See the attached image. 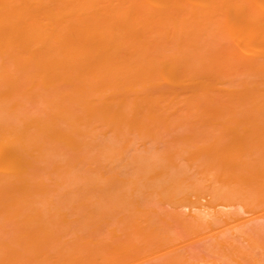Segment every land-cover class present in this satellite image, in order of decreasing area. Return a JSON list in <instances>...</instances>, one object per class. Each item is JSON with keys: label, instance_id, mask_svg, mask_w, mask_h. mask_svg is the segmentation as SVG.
<instances>
[{"label": "bare ground", "instance_id": "1", "mask_svg": "<svg viewBox=\"0 0 264 264\" xmlns=\"http://www.w3.org/2000/svg\"><path fill=\"white\" fill-rule=\"evenodd\" d=\"M260 150L264 151V0H0V228L11 215L32 217L51 211H146L150 224L154 212L170 211L166 217L171 214L170 219L183 222L180 226L185 225V233L190 231L184 224L188 219L194 225L207 224L205 230L222 226L218 225L221 221L238 222L241 211L228 209L243 199L231 197H242L231 194L232 185L235 193L236 188L241 189L236 185L240 177L237 167L264 166V155L257 154ZM188 163L205 165L202 175L208 165L223 167V171L228 165L226 172L231 169V175L236 166L237 181L231 180L235 183H230L231 189L227 184L220 188L224 184L217 186L214 180L209 187L206 179L211 177L205 176L209 172L215 175L218 169L207 171L202 179L209 188L205 191L203 181L205 192L201 193L197 186L202 180L200 177L198 183L196 177L197 189L190 192L194 197L200 193L193 197L196 201L191 198L194 205L188 201V183L192 182L188 181ZM252 171L247 172L249 177L241 174L239 183L248 178L243 185L251 187ZM226 172H220L218 180H226ZM145 178L149 186L155 180L149 189L138 186L137 179ZM137 192L148 196L145 199L151 195L150 204L170 206L147 205L148 200ZM202 194L207 198L205 203L201 198V203L212 204L209 211L200 205ZM245 203L243 209L251 211L252 203L249 207ZM165 206L168 209L163 210ZM186 207L190 212L183 210ZM166 217L161 219L164 224L170 222ZM248 219L237 223L236 235L226 231L232 225L225 230L220 227L211 234L212 239L196 247L210 253L209 260L202 259L204 264H225L226 258L227 264H234V259L242 264L245 261L233 257H254L249 249L257 236L264 237V225ZM169 228L163 232L151 229L158 232V237L152 234L161 246L177 240ZM2 238L0 246H11L6 244L10 239L5 242ZM244 238L253 239V245L249 241L244 245ZM257 247L251 249L262 256L257 255L255 263V253L248 262L264 264V245ZM188 252H172L165 263L198 264L188 259ZM3 258L0 262L8 263L10 258Z\"/></svg>", "mask_w": 264, "mask_h": 264}, {"label": "rangeland", "instance_id": "2", "mask_svg": "<svg viewBox=\"0 0 264 264\" xmlns=\"http://www.w3.org/2000/svg\"><path fill=\"white\" fill-rule=\"evenodd\" d=\"M259 152H261V153H259ZM257 154H262L261 156H263L264 155V151H262V150H260V151H258V153ZM194 163H191V164H189L188 163V175L189 174H191L190 175V177L188 176V181H191L192 180V182H194L195 180L196 181H198V183L199 182H201V180H202V183L200 184L199 183V185H198V183H196V182H194V183H192V182H190V183H192V184H194V186H192L190 183H188V185H190L191 186V188L190 189H188V191H189V193H190V200H188L189 202L191 201V198L192 199H196V196H198L199 195V193H196V194H198V195H196L195 197L193 196V194L190 192L191 190H192V188L193 189H197L196 187H195V184L196 185H198L197 187H200V191H201V193H203V192H205L207 189V185L209 184V187H211V184H213L212 182H213V180H214V184L215 185H217V186H220L221 185V183H223L224 185H221L220 186V188L222 187V186H225L226 184V186H230L231 187V185L232 184H235V183H231V180H232V182H235V181H237V178H236V176H235V173H237L238 174V172H236V166H233V171L235 172L234 174L232 173V175L235 177V179H234V177L232 178V175L231 174H229L230 172H232L231 171V169H229L230 171H229V173H227L228 172V165H224L225 167H224V169L225 168H227L225 171H223V165H220V168L222 169V170H220V169H218L219 167H217L216 166V168H215V166L214 165H208V166H206V170H204L203 171V175H207V174H209V175H207V176H205V177H207V178H210L209 180L208 179H206L205 177L203 178V175H202V172L200 173V171H202L203 170V166H205V165H203L202 166V164H198V166H197V164L195 163V167H193L194 165H193ZM219 166V165H218ZM248 166V165H247ZM261 166V167H260ZM263 165H249L248 167H243V166H238L237 167V171H238V168H240L239 169V172H240V174H238L240 177H238V180H239V182H240V180H242V178H241V174H242V172H243V168H244V170H245V168H246V170L245 171H252V170H254V168H255V170L254 171H252V175L250 174V179H252V183L251 182H248V184L249 185H251V187L250 186H248V185H243V184H247L245 181H247L248 180V178H247V180L245 179V180H243V181H241L242 182V184L241 183H239L238 182V184H241V185H243L244 186V188L242 187V186H240V185H238V184H236L238 187H241V189H237L236 188V191L238 190V193L236 192L235 193V189L233 188V187H235V185L233 186L232 185V192H231V194L233 195V194H237V196H240V195H242V197H237L236 198V195L235 196H231L234 200H239L240 198H243L242 200L244 201V203L246 202V203H248L246 206H248L249 207V204L250 203H252L251 205H252V207H251V205H250V207L253 209H255L254 211L251 209V211H252V213H251V211H249V210H247V209H243V205H244V203H243V201L242 200H239L240 202L237 204V202H234V203H236V204H232L233 205V207H231L230 205H228V206H230L228 209H237V211H243L242 212V214H241V212L239 213V218L240 219H238V222L240 221V222H245L244 221V219L245 218H247L248 219V217H249V214H250V216H257L258 214V217L259 216H262V214H263V216H264V213H262V212H264V198L263 197H261L262 195H264V187H262V186H264V166L262 167ZM192 167V168H191ZM198 169H197V168ZM201 167V168H200ZM209 167V168H208ZM230 168L232 167V166H229ZM243 167V168H242ZM126 168V167H125ZM124 168V169H125ZM251 168V169H250ZM260 168H262V170H260ZM194 169V170H193ZM196 169V170H195ZM200 169V170H199ZM205 169V168H204ZM216 169H218L217 170V173H215V175L212 173H210L209 171H211V172H216ZM192 170V171H191ZM220 170V172H224V173H222V175L224 174L225 175V172L227 173V174H229V175H231V177L230 176H227V174H226V176L224 177V176H222V178L224 177V178H227L226 180H218L219 179V177H220V174L218 173V171ZM242 170V171H241ZM258 170L260 171V172H262L263 173V175L260 173H258ZM191 171V172H190ZM206 171V172H205ZM207 171L209 172V173H207ZM244 171V175L245 176H247V177H249L248 175V173H250V172H245ZM198 173H200V175H202V176H200ZM207 173V174H206ZM216 174H219V176L218 175H216ZM243 174H242V176H243ZM253 174H254V176H253ZM256 174H258V175H260V176H256ZM212 175V176H211ZM209 176V177H208ZM213 176H214V178H213ZM245 176H243V177H245ZM252 176V177H251ZM262 176V177H261ZM197 177V178H196ZM201 177V178H200ZM215 177H217V178H215ZM228 177H229V179H228ZM196 178V179H195ZM199 178L201 179V180H199ZM206 179V181H208V184H207V182L205 181V180H203V179ZM231 178V179H230ZM241 178V179H240ZM254 178H256L255 180L256 181H254ZM140 179V178H139ZM154 178H152V180H153ZM195 179V180H194ZM198 179V180H197ZM215 179H217V181L215 182ZM260 179V180H259ZM143 180L144 179H142V180H140V181H142L143 182ZM145 180H146V178H145ZM144 180V181H145ZM152 180H150V182H152L151 184H150V186H149V179L147 178V180L144 182V183H140V181L138 182V179H137V183H139L138 184V186L139 185H142V186H140V188H143V189H145L146 187L148 188H150V187H152L151 185L152 184H154V181H152ZM210 180H212L211 181V183H209V181ZM229 182H228V181ZM203 181H204V187H205V185H206V187H205V191H204V187H203V189H202V184H203ZM227 183H226V182ZM259 181V182H258ZM146 182H148V184L146 183ZM218 182V184H216ZM245 182V183H244ZM263 182V183H262ZM136 183V184H137ZM206 183V184H205ZM220 183V184H219ZM230 183H231V185H230ZM257 183H259V184H257ZM148 185V186H146V185ZM254 184V185H253ZM143 185H144V187H143ZM262 185V186H261ZM236 186V187H237ZM246 186H247V188H246ZM260 186V187H259ZM195 187V188H194ZM208 187V188H209ZM213 187V186H212ZM229 187V188H230ZM255 187V188H254ZM148 188V189H149ZM189 188V187H188ZM217 188V190H218V187H216ZM215 188V189H216ZM228 188V189H229ZM251 188V189H250ZM253 188H254V190H253ZM212 189H214V188H212ZM226 189V188H225ZM231 189V188H230ZM243 189H245L246 190V192L244 191L243 192ZM249 189H250V191H249ZM258 189V190H257ZM222 190V189H221ZM227 190V189H226ZM249 192H248V191ZM194 191H196V190H194ZM228 191H230V190H228ZM241 191V192H240ZM193 192V191H192ZM252 192V193H251ZM255 192V193H254ZM260 192H263V193H260ZM139 192H137V195H139L138 194ZM209 193V192H208ZM208 193H205L204 195H207ZM252 195H254V196H252ZM194 194H195V192H194ZM239 194V195H238ZM244 194V195H243ZM259 194V195H258ZM141 193H140V195H139V197H141ZM144 195V194H143ZM209 196H210V194H208ZM208 196V197H209ZM244 196L246 197V199H248V200H252L251 202L249 201V202H247L248 200H246L245 198H244ZM250 196V197H249ZM256 196H258L257 198H256ZM146 198V197H148V196H143V197H141V199L142 198ZM150 197H151V195H150ZM149 197V199H145L144 198V200H145V202H146V200H148L146 203H147V205H149L150 203V200H151V198ZM194 197V198H193ZM199 197V196H198ZM203 199V202H204V198H207V197H203V194H202V196L200 197V198H198L199 199V201H200V203H201V201H202V199ZM252 198V199H251ZM256 198V199H255ZM260 198V199H259ZM156 199V198H155ZM155 199H154V197H153V200H154V202H156L155 201ZM194 199V200H195ZM201 199V200H200ZM211 199V198H210ZM209 199V200H210ZM233 199H230V201L231 200H233ZM246 201H245V200ZM253 199H255L254 201H253ZM208 200V201H209ZM152 201V200H151ZM196 201V200H195ZM194 201V202H195ZM144 201H143V203L144 204H146ZM211 202V201H210ZM210 202H209V204H210ZM213 202V201H212ZM232 202V203H233ZM243 203V205H242V210L241 209H239V208H241V205H240V203ZM149 203V204H148ZM153 203V202H152ZM151 203V204H152ZM158 203V202H157ZM157 203H155V204H152V206H155V207H157L158 208V206H164V205H167V204H165V202H163L162 204H157ZM161 203V202H160ZM190 203H192V204H194L195 205V203H193V201H191ZM198 203V202H197ZM205 203V202H204ZM204 203H201L200 205H202L203 204V206L202 207H204L203 209H204V211H206V209H208V211H209V208L211 207V205H210V207L207 205L208 204V202H207V206H204ZM245 203V204H246ZM254 203V204H253ZM150 204V205H151ZM191 204V205H192ZM199 204V203H198ZM238 205L240 206V207H238ZM259 205H260V208H259V210H258V207H259ZM263 205V206H262ZM168 206H170L169 204H168ZM189 206V205H188ZM219 206V205H218ZM224 205H222V208H224L223 207ZM227 206V207H228ZM245 206V205H244ZM253 206H255V207H253ZM166 207V206H165ZM190 207H192V206H190ZM194 207H198V206H193V209H196V208H194ZM217 207V206H216ZM220 208H221V206H219ZM247 207V208H248ZM263 207V208H262ZM164 208V207H163ZM218 208V207H217ZM245 208V207H244ZM262 208V209H261ZM166 209H168V207H166L165 209H163V210H166ZM170 209V208H169ZM186 209H188L187 207L186 208H184L183 210L185 211ZM211 209H212V207H211ZM210 209V210H211ZM227 208H226V210H228ZM191 211H192V209H190ZM197 210V212L198 211H201L200 210V208L198 207V209H196ZM195 210V211H196ZM245 210L247 211L246 213L247 214H245L244 212H245ZM188 211H189V209H188ZM248 211H249V214H248ZM258 211V212H257ZM260 211V212H259ZM52 212H53V215H52ZM57 211H51V214H50V212H41V213H39L38 215L36 214V215H32V217H31V215L30 214H24V215H20V216H18V214H14L15 216H13V215H11L13 218H11V216H9V218L8 219H10L9 221H5V223H6V225H4L5 223H3L1 226V228H0V232L2 231V230H4V231H2L1 232V234H2V236H0V238H2L3 236L5 237V239H4V237L2 238V239H4V241L6 242L8 239H10V240H8L7 242H6V244L8 243V244H10L11 246H9L8 244V246H6L5 244H1L2 246H0V258H3L4 260H8V258H10L9 259V261H8V263L9 264H160V263H162V264H166L165 262H167V260L166 259H168L169 258V255H171L172 254V252L174 253V252H182V250H184L185 249V252L187 253L188 251V256H190L188 259L190 260V261H192V263L195 261V263H200V264H204L205 263V261H203L202 259H206V260H209V257H207V256H209V252L207 253V252H205V251H201V249L198 251V249L197 248H200L202 245H203V243H205L206 242V240L208 241V240H210V238L212 239V235L213 234H215L214 233V231L215 230H217L218 228H220L221 227V229H224V227H229L230 228V225H232V227H233V229L231 228V229H226V231H227V233L229 232V234H230V232H231V234H232V232H234L235 230H238L237 228H239V226H237V225H239V224H237L238 222H236L237 221V219H235V221H234V223H229L228 221L227 222H223V221H221L218 225H222V226H216V224L214 225V226H216V228L214 229L212 226V229H210L211 227H209V225L207 226V227H209V229L213 232H211L209 229H206L207 230V232H206V230L203 228V227H206V225L207 224H205V223H203V222H197V224H191V223H189V220L190 219H188V222H185L184 224H187L186 226H188V228L186 227L185 229H189L190 231L188 232L187 231V233H185L184 232V227H185V225L183 226V228L180 226V224H182L183 222H177L176 220L175 221H173L174 220V218L172 217V219H170L171 217V214L169 215V217H166L167 215H168V213H170V211L168 212H166V211H159V214H158V212L156 211V212H154V213H157L156 215L154 214V221H152V225L153 226H155V225H157L156 226V228L155 227H153V226H150L151 224L150 223H148L147 221H149L148 220V218L150 219V216H149V213H147L146 211H66V213L64 212V211H62V212H58V213H56ZM75 212V213H74ZM77 212V213H76ZM104 212V213H103ZM135 212V213H134ZM141 212H143V213H141ZM150 212V211H149ZM165 212V213H164ZM183 212V211H182ZM190 212V211H189ZM62 213V214H61ZM64 213V214H63ZM110 213V214H109ZM123 213V214H122ZM146 213V214H145ZM151 213H153V211L151 212ZM171 213H172V211H171ZM185 213H187V212H185ZM198 213H200V212H198ZM260 213H262V214H260ZM42 214V215H41ZM57 214H58V216H57ZM86 214V215H85ZM148 214V215H147ZM162 216H161V215ZM163 214H165V217L168 219H170V222L167 224V222L164 224V222L162 221L163 219H165V217H163L164 215ZM172 214H174V213H172ZM193 214V212L191 213V214H189L188 216L190 217V215H192ZM49 217H48V216ZM51 215V216H50ZM61 215H63V216H61ZM67 215V216H66ZM105 215H107V216H105ZM123 215V216H122ZM139 217H138V216ZM140 215H141V217H140ZM243 215H245L244 217H243ZM16 216H17V218H16ZM24 216H26V217H24ZM36 218H35V217ZM39 216V217H38ZM66 216V217H65ZM85 216V217H84ZM144 216V217H143ZM147 216V218H145ZM152 217H153V215H151ZM262 216V217H263ZM41 217V218H40ZM52 217V218H51ZM57 217H58V219H57ZM80 217H81V219H80ZM82 217H84V218H82ZM107 217V218H106ZM253 217V219H251V217H249V219L248 220H250L251 219V222H254V223H257L258 221L261 223V224H263L264 225V217L262 218V217ZM20 218H21V221H20ZM50 218H51V220H50ZM66 218H68V219H66ZM79 218V219H78ZM137 218V219H136ZM141 218V219H140ZM143 218V219H142ZM256 218V219H255ZM7 219V220H8ZM18 219V220H17ZM25 219V220H24ZM31 219V220H30ZM42 219V220H41ZM85 219V220H84ZM95 221H94V220ZM122 219V220H121ZM145 219H147V220H145ZM152 220H153V218H151ZM162 219V220H161ZM168 219V220H169ZM192 219H194V218H192ZM255 219V220H254ZM12 220V221H11ZM55 220H56V222H55ZM78 220V221H77ZM91 220V221H90ZM116 220H117V222H116ZM119 220V221H118ZM146 222V223H144V221ZM242 220V221H241ZM247 220V221H248ZM10 221H11V223H10ZM13 221H15V222H13ZM20 221V222H19ZM51 221V222H50ZM73 221V222H72ZM81 221V222H80ZM129 221V223L128 224H125V223H127ZM142 221H143V223L144 224H146V226H144V224L142 223ZM193 221V220H192ZM226 221V220H225ZM231 221H233L232 219H231ZM12 222L14 223V225L12 224ZM79 222V223H78ZM95 224H94V223ZM110 222V223H109ZM138 224H140V225H142L141 227H139V226H137V223ZM140 222V223H139ZM150 222V221H149ZM156 224H155V223ZM175 222V223H174ZM196 222V221H195ZM236 222V223H235ZM8 223H10V224H8ZM21 223V224H20ZM34 223V224H33ZM38 223V224H37ZM42 223V224H41ZM70 223V224H69ZM72 223H73V225H72ZM121 223V224H120ZM192 223H194V222H192ZM203 223V224H202ZM227 223H228V225H227ZM247 223V222H246ZM35 226H33V225ZM36 224V225H35ZM76 224V225H75ZM87 224V225H86ZM131 224V225H130ZM147 224H149V225H147ZM175 224V225H174ZM189 224V225H188ZM191 224V225H190ZM213 224V223H212ZM233 224H234V226H233ZM244 224V223H243ZM42 225V227H40ZM57 225V226H56ZM59 225V226H58ZM75 225V226H74ZM107 225V226H106ZM109 225H110V227H109ZM129 225V226H128ZM192 225H194V227H193V229H192ZM46 226V227H45ZM135 226V227H134ZM144 226V227H143ZM151 228H150V227ZM166 226H167V228H166ZM190 226V227H189ZM198 226H200L199 227V229H196V228H198ZM116 227V228H115ZM120 227V228H119ZM122 227V228H121ZM124 227H125V229H124ZM131 227V228H130ZM145 227H147V228H150V230L148 231L147 230V228H145ZM157 227H158V229H157ZM170 227V228H169ZM196 227V228H195ZM202 227V228H201ZM235 227H237V228H235ZM2 228H4V229H2ZM8 228H9V230H8ZM17 228V229H16ZM28 228H29V230H28ZM48 228V229H47ZM129 229V230H127V229ZM142 228V229H141ZM145 228V229H144ZM154 229V231H160V229H162V231L161 232H163V230H168V228H169V230L171 229L172 231H170V233L172 234V235H176L175 237L177 238V240L176 239H174V240H172L171 242H165L166 244L168 243L169 244V246L168 245H166L165 243H163L162 242V246H161V244H158V240H157V238L155 239V240H157L156 242H154L155 240H154V238H155V236H153V234L152 233H154V232H151V229ZM164 228H166V229H164ZM73 229V230H72ZM75 229H76V231H75ZM79 231H78V230ZM98 229V230H97ZM110 229L112 230L111 232H110ZM123 229V230H122ZM153 229H152V231H153ZM182 229V230H181ZM194 230L195 231V229L196 230H199V232H196V233H192L193 231L192 230ZM224 229V230H225ZM16 230V231H15ZM36 230V231H35ZM39 230V231H38ZM62 230V231H61ZM68 230H70V231H68ZM209 230V231H208ZM219 230V229H218ZM47 231H48V233H47ZM72 231V232H71ZM124 233H123V232ZM127 231H129V234L128 233H126ZM151 232V233H148V232ZM181 231V232H180ZM261 231H262V229H261ZM18 232V233H17ZM40 232V233H39ZM44 232V233H43ZM53 232V233H52ZM77 232V233H76ZM78 232H79V235H78ZM96 234H95V233ZM146 232V233H145ZM161 232H159V233H161ZM238 232V231H237ZM237 232L235 231L234 232V234L236 235L237 234ZM46 233V234H45ZM56 233V235L54 236L53 234H55ZM69 235H68V234ZM94 233V234H93ZM108 233H109V235H108ZM113 233H115V234H113ZM117 233H118V235H117ZM138 233V234H137ZM156 233H158V232H155L154 234H156ZM178 233V234H177ZM198 233V234H197ZM259 233H262V232H259ZM0 234V235H1ZM21 234V235H20ZM36 234H38V236L36 235ZM58 234H60V235H58ZM61 234H63V235H61ZM98 234H100V235H98ZM110 234H113V235H110ZM148 234V235H147ZM152 234V235H151ZM184 234V235H183ZM197 236H196V235ZM203 234V235H202ZM212 234V235H211ZM42 235V236H41ZM66 235V236H65ZM86 235V236H85ZM98 235V236H97ZM115 235V236H114ZM117 235V236H116ZM147 235V236H146ZM149 235H151V236H149ZM157 235V234H156ZM206 235H208V236H206ZM11 236V237H10ZM36 236V237H35ZM40 236V237H39ZM51 236H52V238L53 239H51ZM83 236V237H82ZM114 236V237H113ZM129 236V237H128ZM153 236V237H152ZM200 236V237H199ZM206 236V237H205ZM257 235H255V237H256ZM22 237V238H21ZM28 237V238H27ZM49 237V238H48ZM62 237V238H61ZM75 237V238H74ZM113 237V238H112ZM124 237V238H123ZM141 237V238H140ZM148 237V238H147ZM150 237H152V238H150ZM157 237H158V235H157ZM181 237V239H179ZM203 237V238H202ZM209 237V238H208ZM254 236H252V238H253ZM254 237V238H255ZM260 237L262 238V236L260 235ZM6 238H7V240H6ZM19 238V239H18ZM32 238H33V240H32ZM83 238V239H82ZM84 238L85 239H89V241L88 240H86V241H84ZM111 238V239H110ZM185 238H187L188 240H184V241H182V239H185ZM195 238V239H194ZM253 238V239H254ZM257 238V239H256ZM254 240H255V242H254V245L252 244V241H254L253 239H251V241H249L250 239H248V241L250 242V245H253V246H251V248L252 247H255V244L258 246L257 248H259V249H261L259 246H262V245H264V237L262 238V240L261 239H259V237L257 236ZM14 239V240H13ZM40 239V240H39ZM74 239V240H73ZM98 239V241L96 242V240ZM109 240V242H107L108 240ZM123 239V240H122ZM125 239V240H124ZM135 239V240H134ZM142 239H146L147 241H146V243H144L145 245H146V247L144 248L143 246H144V244H143V241L144 240H142ZM240 239V238H239ZM245 239V238H244ZM244 239H242V243L244 244V245H247L248 244V241H246V239L244 240ZM15 240H17V241H19V240H21L20 241V243H18L17 241H15ZM28 242H27V241ZM32 240V241H31ZM45 240V241H44ZM52 240V241H51ZM53 240H55V241H53ZM68 242H67V241ZM71 240V241H70ZM76 240V241H75ZM126 240H128V241H126ZM178 241V244H177V242L176 241ZM192 240V241H191ZM10 241V242H9ZM12 241V242H11ZM34 241H36V242H34ZM67 243H66V242ZM88 241V242H87ZM140 241V242H139ZM165 241V240H164ZM197 241V242H196ZM201 241V242H200ZM257 241V242H256ZM258 241H260V243L262 242V245L260 244L259 245V243H258ZM78 242V243H77ZM82 242V243H81ZM121 242V243H120ZM126 244V245H123L124 243ZM145 242V241H144ZM147 242H149V243H151L150 245L147 243ZM187 242V243H186ZM189 242H190V244H189ZM192 242V243H191ZM203 242V243H202ZM38 243V244H37ZM46 243V244H45ZM64 243V244H63ZM69 243V244H68ZM71 243V244H70ZM73 243V244H72ZM87 244V245H85V244ZM135 243H137V244H135ZM202 243V244H201ZM15 244H16V246H15ZM53 244V245H52ZM63 244V245H62ZM84 244V245H83ZM127 244H131L130 246L129 245H127ZM158 244V245H157ZM171 244H174V245H172L171 247H170V245ZM176 244V245H175ZM188 244V245H187ZM5 245V246H4ZM18 245V246H17ZM65 245H66V247H65ZM74 245V246H73ZM79 245V246H78ZM82 245V246H81ZM112 245V246H111ZM118 245H120V246H122V247H120V246H118ZM135 247H134V246ZM149 245V246H148ZM166 245V247L165 248H168L169 247V249H165V248H163L164 246ZM178 245V246H177ZM198 245H200L199 247H198ZM249 245V246H250ZM13 246H15V247H13ZM59 246V247H58ZM71 246V247H70ZM77 246V247H76ZM81 246V247H80ZM85 246V247H84ZM115 246V247H114ZM118 246V247H117ZM125 246V247H124ZM127 246V247H126ZM132 246V247H131ZM153 246V247H152ZM156 246V248H154ZM177 248H176V247ZM190 246V247H189ZM249 246L247 247V248H249ZM7 247V248H6ZM9 247V248H8ZM13 247V248H12ZM18 247V248H17ZM23 247V248H22ZM61 247V248H60ZM79 247V248H78ZM92 247V248H91ZM180 249H179V248ZM186 247V248H185ZM197 247V248H196ZM11 248V249H10ZM17 248V249H16ZM25 248V249H24ZM32 248H34V249H32ZM62 248H64V249H62ZM111 248L113 249V251L115 250L116 252H113L112 250H111ZM120 248V249H119ZM134 248H136L135 250H134ZM174 248V249H173ZM188 248V249H187ZM191 248V249H190ZM192 248H193V250L195 251V252H193V250H192ZM249 249L250 250V252L252 251V253H253V256L255 257V253H258V254H256V257L254 258V257H252V255L250 254V257H248V256H246L245 258H239L240 257V255H235V257H233V258H238L240 261H245L244 263H242V264H246V262L248 263V264H254V262L253 261H250V262H248V260H252L251 259V257L252 258H254L253 260H255V259H257V255L258 256H260L261 255V253H260V251H258L257 249H255V250H253V249ZM24 249V250H23ZM30 249V250H29ZM46 249V250H45ZM119 249V250H118ZM123 249V250H122ZM127 249V250H126ZM163 249V250H162ZM174 251H173V250ZM26 250V251H25ZM41 250V251H40ZM56 250V251H55ZM81 250V251H80ZM126 250V251H125ZM159 250V252H157ZM166 250V251H165ZM180 250V251H179ZM188 250V251H187ZM6 251V252H5ZM11 251V252H10ZM16 252V254H17V256H16V254H14L13 252ZM18 251V252H17ZM23 251V252H22ZM74 251V252H73ZM79 251V252H78ZM118 251H120V252H118ZM123 251V252H122ZM167 251H169V253L167 252ZM204 252L205 253V257H204V255L203 254H201V252L198 254L197 252ZM262 251V250H261ZM21 252V253H20ZM26 252V253H25ZM52 252H53V254H52ZM71 252V253H70ZM96 252V253H95ZM126 252V253H125ZM150 253V252H152V253H150V254H147V253ZM164 252H166V254H164ZM171 252V253H170ZM184 252V251H183ZM191 252H193V253H191ZM11 253H13L14 254V256H12L13 254H11ZM27 255H25V254ZM28 253V254H27ZM110 253V254H109ZM120 253V254H119ZM157 253V254H156ZM163 253V254H162ZM195 253H197V254H195ZM260 253V254H259ZM5 254H7V255H5ZM49 254V255H48ZM51 254V255H50ZM56 254H57V256H56ZM114 256H113V255ZM119 254V255H118ZM159 254V255H158ZM200 254H201V256H200ZM24 255V256H23ZM54 255V256H53ZM120 255H122V256H124V258H122V256L120 257ZM143 256V257H139V259H138V256ZM147 255V256H146ZM164 257H163V256ZM196 255V256H195ZM212 255V254H211ZM2 256V257H1ZM7 256V257H6ZM20 256V257H19ZM29 256V257H28ZM69 256V257H68ZM198 256V257H197ZM238 256V257H237ZM262 256V255H261ZM28 257V258H27ZM34 257V258H33ZM65 257V258H64ZM83 257V258H82ZM86 257V258H85ZM117 257V258H116ZM199 257H201V259L199 260L198 258ZM212 257H213V255H212ZM212 257H210V261L211 260H213L214 259V257L212 258ZM11 258L13 259V260H11ZM16 258V259H15ZM21 258V259H20ZM57 258V259H56ZM67 258V259H66ZM73 258V259H72ZM97 258V259H96ZM101 258V259H100ZM212 258V259H211ZM233 258H231V259H233ZM248 258V259H247ZM260 258H262V257H259L258 259H260ZM52 259V260H51ZM62 259V260H61ZM82 259V260H81ZM103 259V260H102ZM110 259H111V261H110ZM114 259H115V261H114ZM130 259H132L131 261H130ZM154 259V260H153ZM157 259V260H156ZM195 259V260H194ZM204 259V260H205ZM231 259H229L231 262L230 263H232L233 261L235 262L234 264H238V262H236L237 260L236 259H234L233 261L231 260ZM245 259V260H244ZM247 259V260H246ZM41 260V261H40ZM85 260V261H84ZM89 260V261H88ZM95 260H97V261H99V262H96ZM129 260V262H127ZM158 260H160V261H158ZM196 260L198 261V262H196ZM226 260H227V263H229V261H228V258H226ZM238 260V261H239ZM13 261V262H12ZM14 261H16V262H14ZM134 261H136V262H134ZM152 261H155V262H152ZM189 261V262H190ZM261 261H263V260H261ZM4 262V261H3ZM12 262V263H11ZM69 262H71V263H69ZM90 262V263H89ZM110 262V263H109ZM158 262V263H157ZM209 262V261H208ZM211 262H213V261H211ZM257 261L255 260V263H256ZM0 263H2V262H0ZM6 261H5V264H8ZM191 263V262H190ZM210 263V262H209ZM226 262H225V264H227ZM2 264H4V263H2ZM233 264V263H232ZM239 264H241V262L239 263ZM262 264V263H261Z\"/></svg>", "mask_w": 264, "mask_h": 264}]
</instances>
